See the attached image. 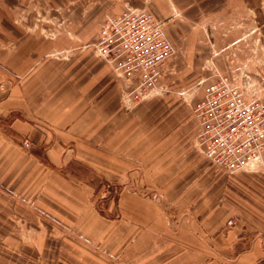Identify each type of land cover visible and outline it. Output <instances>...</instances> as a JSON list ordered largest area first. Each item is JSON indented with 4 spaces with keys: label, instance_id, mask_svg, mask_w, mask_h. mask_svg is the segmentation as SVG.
Here are the masks:
<instances>
[{
    "label": "crops",
    "instance_id": "crops-1",
    "mask_svg": "<svg viewBox=\"0 0 264 264\" xmlns=\"http://www.w3.org/2000/svg\"><path fill=\"white\" fill-rule=\"evenodd\" d=\"M201 1L0 0V264H19L23 254L52 264H151L149 242L136 243L135 252L133 235L135 227L157 226L153 204L125 187L107 208L119 216L104 217L94 206V184L69 167L83 165L110 183L183 179L187 172L167 166L176 156L198 161L191 144L196 123L181 108L151 101L124 111L109 66L90 44L106 17L129 6L163 21L164 35L177 46L188 38ZM34 5L57 7L67 27L54 39L34 31L22 21L23 9ZM32 210L45 214L44 232L29 242L7 235L16 221L6 215Z\"/></svg>",
    "mask_w": 264,
    "mask_h": 264
},
{
    "label": "rangeland",
    "instance_id": "rangeland-1",
    "mask_svg": "<svg viewBox=\"0 0 264 264\" xmlns=\"http://www.w3.org/2000/svg\"><path fill=\"white\" fill-rule=\"evenodd\" d=\"M194 7L188 38L182 37L181 44L174 46L164 35L174 52L165 61L158 88L150 97L124 103L123 82L110 69L124 111L133 112L151 101L153 106L166 110L181 108L194 118L191 107L212 84L215 73L225 74L230 69L236 74L245 71L250 85L246 86L247 95L264 106V0H202ZM127 8L131 7L123 11ZM140 11L150 14L144 9ZM23 12L22 21L49 39L57 36L52 33L67 27V20L61 19L57 7L34 5ZM122 12L106 17L99 30L107 19ZM159 22L163 28L165 23ZM98 32L90 44L92 49ZM193 137L191 144L195 149ZM22 146L29 149V141H23ZM37 153L43 158V148L37 149ZM193 156L198 161L193 157L187 163L184 157L169 158L176 161L167 164V171L187 172L180 180L136 176L133 180L110 183L83 165H71L69 170L78 171L79 176L94 184V206L104 217L119 216L118 211L109 212L107 208L108 204L117 203L125 187L133 189L139 199L153 204L155 209L151 207L150 218L157 226L135 227L133 235L135 252L141 246L136 243L149 242L145 252L150 255L151 264H264V168L230 174L211 164L196 149ZM18 214L12 211L6 215V219L16 221L14 227L4 229L7 235L15 233L29 242L44 232V213L32 210L23 212L22 217ZM55 231L62 233V229ZM22 256L21 264H52L46 256L37 261ZM55 264L62 263L56 260Z\"/></svg>",
    "mask_w": 264,
    "mask_h": 264
},
{
    "label": "built area",
    "instance_id": "built-area-1",
    "mask_svg": "<svg viewBox=\"0 0 264 264\" xmlns=\"http://www.w3.org/2000/svg\"><path fill=\"white\" fill-rule=\"evenodd\" d=\"M93 49L122 80L126 104L154 93L164 63L174 52L162 24L132 8L106 20ZM248 83L245 71L216 72L212 84L191 107L197 128L195 149L230 174L264 168V106L247 95Z\"/></svg>",
    "mask_w": 264,
    "mask_h": 264
}]
</instances>
